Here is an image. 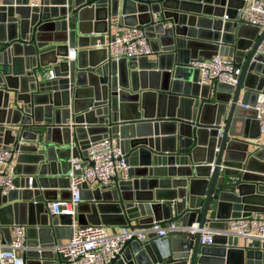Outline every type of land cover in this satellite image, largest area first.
Returning <instances> with one entry per match:
<instances>
[{"label": "water", "instance_id": "1", "mask_svg": "<svg viewBox=\"0 0 264 264\" xmlns=\"http://www.w3.org/2000/svg\"><path fill=\"white\" fill-rule=\"evenodd\" d=\"M244 4L43 0L31 8L28 0H0V148L11 151L13 167V189L0 191V236L9 244L13 226L26 227L25 264H60L51 248L73 217L50 215L47 202L71 199L72 160H85L90 143L108 137L128 160V177L83 187L79 225L178 229L168 235L169 255L151 235L146 244L127 241L108 264H264V242L240 248L215 236L202 246L191 231L264 214V143L242 107L264 98V29L240 23ZM116 21L144 26L153 53L110 58L105 45ZM229 48L242 69L238 85L200 86L190 62ZM49 67L55 79L45 77Z\"/></svg>", "mask_w": 264, "mask_h": 264}, {"label": "built area", "instance_id": "2", "mask_svg": "<svg viewBox=\"0 0 264 264\" xmlns=\"http://www.w3.org/2000/svg\"><path fill=\"white\" fill-rule=\"evenodd\" d=\"M43 0H28L31 8L42 7ZM245 4L239 10L240 23L264 29V0H244ZM227 15L224 20H228ZM114 40L105 45L108 56L113 60L122 58H142L153 53L148 32L144 26H126L115 22ZM258 53L264 54V39L259 46ZM68 58L75 60L77 50L69 49ZM189 67L199 71L198 84L200 86H214L224 84L236 87L239 83L242 69L234 59L215 55L210 59H194ZM47 79H55L51 69L46 73ZM243 109L253 111L259 123L261 134H264V98L255 106L242 105ZM221 136V133H219ZM12 156L11 151L0 148V191L6 194L13 189V167L8 165ZM129 164L118 143L111 137L90 143L85 160L73 159L72 170L68 174L70 180V200L47 203L50 215H68L73 217L72 236L68 243L51 248L54 254L61 258L60 264H108L124 247L125 243L136 238L146 244L150 236L167 256L170 254L168 235L178 230L174 223L161 224L154 222L151 228L132 230L123 226L114 234H109L104 225H88L82 227L76 220L75 207L81 202L83 187L94 190L98 187L109 186L115 179H126ZM192 233H201L202 246H213L215 236H235L246 242L258 240L264 242V214L253 213L249 216L232 218L227 222L225 230L212 229L205 226L199 229V223L191 228ZM11 242L7 244L0 236V264H25L26 227L14 225Z\"/></svg>", "mask_w": 264, "mask_h": 264}, {"label": "crops", "instance_id": "3", "mask_svg": "<svg viewBox=\"0 0 264 264\" xmlns=\"http://www.w3.org/2000/svg\"><path fill=\"white\" fill-rule=\"evenodd\" d=\"M115 31H116V27H114L113 29H112V35H114L115 34ZM232 51H231V48H229V51H227V52H225L224 54H225V56L224 57H227V58H232V59H234V57H232V53H231ZM49 69H51V67H49V68H46V69H44L43 71L45 72V77H46V73L48 72V70ZM245 113V115H247V116H253V113H252V111H246V112H244ZM240 126V125H239ZM240 129V128H239ZM238 129V130H239ZM261 133V132H260ZM262 143H264V134H261V138L259 139ZM52 190V192H55V190H57V189H51ZM58 192L60 191V189H58L57 190ZM59 195V199L58 200H56V201H63V200H61L60 199V194H58ZM56 201H49V202H56ZM49 202H47V203H49ZM240 217H244V216H247L246 215V213H243V214H240L239 215ZM240 217H238V218H240ZM77 220V219H76ZM133 224H137V220H135L134 222H133ZM123 226H109V227H106V230H107V232L109 233V234H114V233H117V232H119L120 230H121V228H122ZM72 232H73V230H71V229H65L64 230V233H63V236L61 237V239L59 240L60 241V243L58 244V245H61V244H66V243H68L69 242V240L71 239V236H72ZM13 234L11 233V236H12ZM228 237H231V239L232 240H234L235 242H238V247H240V248H242L244 245H245V240L243 239V238H238V237H235V236H228ZM56 246V245H55Z\"/></svg>", "mask_w": 264, "mask_h": 264}]
</instances>
